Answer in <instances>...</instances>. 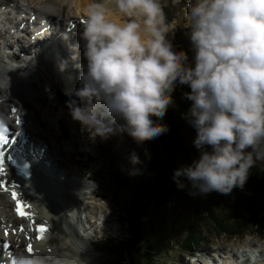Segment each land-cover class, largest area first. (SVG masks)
<instances>
[{"label":"clouds","instance_id":"clouds-1","mask_svg":"<svg viewBox=\"0 0 264 264\" xmlns=\"http://www.w3.org/2000/svg\"><path fill=\"white\" fill-rule=\"evenodd\" d=\"M110 2L126 22L110 18L105 7ZM77 3L35 0L46 16L56 15L58 5ZM187 7L194 66L168 39L174 29L160 0L91 3L81 36L86 70L74 93L80 103L69 108L92 139L107 140L122 121L120 130L142 144L170 131L159 120L174 104L177 84L188 85L191 91L184 95L192 103L183 115L197 132L194 146L201 154L176 169L173 180L178 189L187 187L181 178L189 181L192 196L227 195L243 189L252 167L264 162V0H190ZM17 70L26 76L30 68L0 66V93H11L10 73ZM129 163L130 176L141 174L138 153L130 154ZM9 264H46V259L18 253Z\"/></svg>","mask_w":264,"mask_h":264},{"label":"rangeland","instance_id":"rangeland-1","mask_svg":"<svg viewBox=\"0 0 264 264\" xmlns=\"http://www.w3.org/2000/svg\"><path fill=\"white\" fill-rule=\"evenodd\" d=\"M9 1L10 0H2L0 2V7L4 5L3 3L8 4ZM189 2L190 0H160L167 17V22L170 23L174 29L173 32L169 34L168 39L171 41L175 50L184 51L187 54L189 63L194 66L195 53L192 50L191 41H189L187 38V33L188 30H190L189 27L191 24V19L188 15L189 10L187 7ZM21 4L24 5L25 8L33 7L37 9L35 1L32 0H21ZM9 9H12V7H9ZM0 11L4 13L2 14L3 16L9 14L7 11V6H5V9L1 7ZM18 12L19 11H16V15L11 21L12 25L16 21H19V19H17ZM37 14L39 17L40 11H38ZM69 14L70 15L63 19V22L65 23L62 26V30H64L65 25H67L66 23L68 19L77 16L74 15V10H70ZM42 15L43 14H41V16ZM57 15L62 17L58 11L54 20L52 21L53 23H57ZM83 15L87 14L83 13ZM59 26L61 25L59 24ZM6 28L7 24L1 23L0 33L4 32ZM79 28L80 30H83L82 25H80ZM74 37L76 38L77 35ZM7 41L8 40L6 39L0 41V66H4L5 63V57L3 55L8 50L6 46ZM51 42H53L52 38L49 43ZM44 45H42L43 48L41 47V49H36L37 52H34L35 54H32L31 56L25 55L28 57V60L32 62V66H34L33 69L36 78L31 77L30 70L26 75L27 77L22 76L18 81V91H25L27 101L24 94H20V96L25 101L23 105H26V107L29 109L28 114L30 117V125L42 136L37 133V131L29 129L28 125L26 124L27 126L25 127L27 132L31 134L38 142L40 150L42 147H44V151L47 153V155L49 157H54L56 162L61 164L59 166H61L63 170L66 171L70 176L64 178L63 173L59 175L57 172H51L58 176H62L65 181L57 182L61 185H56L54 183V179H50L51 181L45 179L44 185L50 192L58 193L65 191L69 198L67 197V203L61 202V205H63L64 208H56L54 205L43 199L45 198L44 190L35 184L34 187L36 189L37 195L33 200V204L35 205V209L37 211L38 208H36L37 204H35V200L36 198H42L39 200L40 204L43 205L44 210L49 209L48 211L43 210L42 218L50 217L49 219H51V224L53 223V230L50 235L52 236V233H54L56 240H58L57 242H52L54 244L56 243L54 246L51 243V246L55 249V254L53 255L54 257L57 259L62 258L64 264L83 263L91 260L92 258H96V264H105L107 260L110 261L111 258L114 257V255H110V253L114 250H117L113 248V242H116L115 245L119 243L125 245L131 243L132 241L129 235V219L126 217V215H124L122 207L125 204H128L131 200L135 199L137 190H139L141 187L142 180H148V182L152 184L153 180L158 181L159 177H162L164 174L152 172L151 176L148 177H142L141 174L136 176H130L128 174L129 170L132 168V165L129 163L130 154L135 151L140 155L143 161L144 153L147 148V141L142 144H137L130 136H128V138L125 137L124 135H126V133L120 130V124L122 121H117L113 125L116 130L114 135H111L107 140H101L99 137L92 139L90 133L86 130H83L81 124L78 121L73 120L69 104H64L61 102V99L57 95V90L68 86L67 88L70 91L71 97L79 100V98L75 96L74 93L81 86L80 76L83 71H77L74 67L60 62L63 69L62 71H64V77H62V75L60 76V73L54 69L55 62L57 61L54 57V46L53 49H50V47H47L49 44L46 45L45 43ZM33 47L34 46H32V48ZM57 52L59 55L65 53V51L63 52L62 49H58ZM22 61L28 63L25 58ZM7 65L10 64L7 63ZM66 75L68 80H66ZM183 87V93H186L187 85L177 84L176 89L173 92L174 104L169 107V110L181 115L180 119L182 124L180 128L181 136H179L180 144L172 147L171 150L164 145V148L161 150V160H165L167 164H169L168 159L170 154L174 155L170 159V161H175H172L174 162V166L172 169V176H170V181L167 183L168 185L171 182H174L173 175L176 170L175 168L178 169L182 166L190 165L194 160H197L200 157L196 155V152H193V149H197L194 146V140L196 138L197 132H195V128L184 118L183 114L187 112L184 113L176 101L177 93ZM3 94L5 93L0 94V98L3 96ZM7 100H9L6 101L8 104H10V101L14 103L17 101L16 104H20L17 98ZM20 107L23 108L22 106ZM7 111H9V109ZM51 114L56 116L55 120L52 119ZM62 116L67 118L69 121L67 119H63ZM54 150L56 151L60 160L57 159ZM207 150L211 151V148L207 147ZM89 154L93 155L92 161L89 160ZM110 162L114 164L112 169L114 171H118V175L124 183L122 188L117 186L116 177L114 178L111 170L108 169V163ZM39 164L42 163L40 162ZM255 166L264 167V162L257 161V165ZM156 174H160V176ZM86 177L89 179H86ZM183 180L187 187L184 189H177L174 192L175 194L169 193V195L165 198L167 203L164 207V211L161 214L163 215V227L161 228L162 232H160V234L164 238L167 236V244L164 250L160 251L159 249L160 252L149 251L150 253L148 254H150L151 261L155 259L154 264H188L185 262V260H189L187 255L192 254V252L197 249L199 250L205 247V253L198 255L195 259H192L191 264H205L203 256L209 261H211L210 258L216 257L217 261L215 263L219 264H264V243H257L259 249H252L247 246L248 243L251 242L252 244L253 241L259 240V236H257L259 232L256 233L253 229H246L244 234L232 236L228 233H220L219 228L214 226V223L216 222L212 214H215V216L218 215L220 218H222L224 212L227 211L226 200L228 199L229 194L224 195L213 191L206 196H192L189 195L191 183L185 178H183ZM67 182L70 183L63 185ZM155 188V186H147L145 188V192L152 193ZM24 191L25 194L30 196L29 191L26 189H24ZM88 192L91 193L89 194ZM4 196L8 197L5 194ZM5 197L0 196V199H3L7 203ZM145 197L148 203L152 199L148 196ZM74 199L81 203L82 208H80L82 209V217L79 219L77 217L78 214L75 212V209H73L74 207H72V204H74L72 200ZM215 200H218L216 203V209H210L211 203L209 201L213 202ZM148 203H146L147 208L150 207ZM224 207H226V210ZM55 209L59 210L57 214L52 213V211ZM97 210L98 215L96 216ZM106 212L107 220L104 222L102 227L103 218ZM72 213H76L74 216L75 218L73 217ZM45 214H48L49 216ZM58 217H60V219H58ZM140 217H143V215ZM61 219H64L63 223ZM76 219L77 221L82 219V221L80 220L79 223L84 221L90 224L89 228L85 226V230H82L81 232L74 229L76 225L73 223ZM142 219H144L145 223L147 222L150 226V214H147V216L143 217ZM222 221L231 220L230 218H224ZM136 227L138 229L137 231L140 233L144 232V224L140 225L139 219H137ZM65 229H68L71 234L79 233V237L77 239L73 237L70 241V239L67 238L68 236H66L67 231ZM137 231L135 232L136 235L138 234ZM196 232H201V235L205 236V240H198V244H192L188 250H184L186 247L185 240H187ZM246 234L256 236L248 237ZM93 235H95L94 237H97L92 240L94 242L89 243L86 241V238H90ZM242 237L247 238L239 239ZM244 240L246 241L240 249L238 247L232 246L226 249V251L223 253L216 250V247H219L218 249L222 251L223 245L231 244L232 242H242ZM148 241V245H150V237H148ZM46 245L47 244H45V246ZM83 245L85 246L84 249H87L82 250ZM96 247L101 249V251L97 250ZM140 250H142V247H140ZM60 252H62V254ZM206 252L210 253V255H207ZM242 252H246L245 259L241 254ZM64 254L66 256H64ZM73 256L76 257L75 261H71ZM79 258H84V260H80Z\"/></svg>","mask_w":264,"mask_h":264},{"label":"trees","instance_id":"trees-1","mask_svg":"<svg viewBox=\"0 0 264 264\" xmlns=\"http://www.w3.org/2000/svg\"><path fill=\"white\" fill-rule=\"evenodd\" d=\"M186 89L187 92L191 91L188 85ZM183 91L184 87L177 93L176 101L185 113L188 112L192 102L185 97ZM180 116V114L168 109L164 118L159 120V122L168 125L170 131L158 138L147 141L141 176H151L152 172L163 173L164 175L159 177L158 181L153 180L152 184L149 183L148 180H142L141 187L137 190L135 199L122 207L124 215L129 219V235L132 241L125 245L121 243L115 245L116 242H113L112 246L117 250L110 253V255H114V257L111 258L110 261L107 260L105 264H154L155 259L151 261L150 254L148 253L159 251V249L160 251L165 249L167 236L164 238L160 234V232H162L161 228L163 227V215L161 214L167 203L165 198L169 193L175 194L174 192L178 187L175 181L171 182L169 185L167 184L170 181V176H172V169L174 166V162L172 161L175 160L170 161V159L174 155L170 154L168 159L169 164H167L165 160H161V150L164 148V145L171 150L172 147L180 144L179 136H181L180 128L182 124ZM193 152H196L197 156L201 154L200 150L197 149H193ZM113 165L112 162L108 163V169L111 170L113 177H116L117 186L122 188L124 183L119 177L118 171L112 169ZM156 175L160 176V174ZM150 185L156 188L152 193L145 192V188ZM145 196L152 198L149 203L146 201ZM209 202L211 203L210 209H216L218 200ZM146 203L149 204V208L146 207ZM226 207L227 211L224 212L222 218L212 214L216 222L214 226L219 228L220 233L238 236L244 234L246 229H253L254 232H259V235L264 236V167H252L249 178L243 189L237 187L229 194L226 200ZM226 207H224L225 210ZM147 214H150V226L142 219L147 216ZM141 215H143V217H140ZM224 218H230L231 221H222ZM137 219H139L140 225L144 224L143 233L137 231ZM136 231L138 232L137 235L135 234ZM148 237L151 238L150 245H148ZM204 237L205 236L201 235V232L194 233L185 240L186 247L184 250H188L192 244H198V240H205ZM140 247H142V250H140Z\"/></svg>","mask_w":264,"mask_h":264},{"label":"bare ground","instance_id":"bare-ground-1","mask_svg":"<svg viewBox=\"0 0 264 264\" xmlns=\"http://www.w3.org/2000/svg\"><path fill=\"white\" fill-rule=\"evenodd\" d=\"M5 1H7V0H5ZM11 1V0H10ZM32 1H35V0H32ZM102 2V0H78V3H77V5L75 6V7H71V6H69V5H58V11H59V14L60 15H62V18H66V16H68V15H70L69 14V11L71 10V11H73L74 10V15H77V16H80L82 13H86L87 14V8H88V6L91 4V3H101ZM3 4H5V3H3ZM6 5H8V4H6ZM105 7L106 8H108L109 9V16H110V18L111 19H113V20H115L116 22H118V23H123V22H126L127 21V17H124V16H122V14H120L119 12H118V10L116 9V7H115V4L114 3H107L106 5H105ZM73 13V12H72ZM46 16V15H45ZM52 16H54V17H52ZM52 16H46V17H48V18H51L52 19V21L54 20V18H55V15H52ZM43 17V15L41 16V13H40V16L38 17V19L40 20L41 18ZM69 20V19H68ZM19 22H20V19H19V21H16L13 25H15V27L17 28V31H19V29H18V27H17V25L19 24ZM68 22V21H67ZM66 26L67 25H65V28H66ZM80 25H75V26H71V33H67V31H66V29L64 30V35L65 36H67L68 37V39L70 40V41H72L71 40V36H75V35H77V40H82L81 39V36H82V32H83V30H80ZM49 35V34H48ZM48 35H46V36H44V35H39V40H40V38H43V44H45L46 43V45L47 44H50L49 42L51 41V40H48ZM51 38H52V41H53V43H56V44H58L59 46H61L62 45V43H66V41L65 42H63L62 41V39L60 38V37H58L57 36V34H54L53 32H52V34H51ZM45 46V45H44ZM47 47H50V49H53V45H51V46H48L47 45ZM43 48V47H42ZM41 49V48H40ZM65 51V53H67V51L65 50V49H63V52ZM34 52H37V50L36 49H34V47L32 48L31 47V49L30 50H28L26 53H27V55H29V56H31L32 54H35ZM64 53V54H65ZM43 54V53H42ZM39 56V55H38ZM47 56V55H46ZM42 57V56H41ZM39 58V57H38ZM33 59V58H32ZM42 59V58H41ZM44 59V58H43ZM20 60H21V58H20ZM62 62H63V64L65 63V60H62ZM50 66V65H49ZM32 67H34V66H32ZM66 67V66H65ZM36 68V67H35ZM55 69V68H54ZM30 71V70H29ZM71 72V71H70ZM69 75V74H68ZM73 75H74V73H73ZM73 75H72V78H73ZM15 76V78L17 79L18 78V76L15 74L14 75ZM27 77V76H26ZM60 81H62V80H60ZM49 83V82H48ZM63 85V84H62ZM65 86V85H64ZM72 86V85H71ZM68 87V86H67ZM50 90V89H49ZM1 94V93H0ZM3 97V98H2ZM1 98L3 99V101L0 103V111H2V112H7V113H9V111H7L8 109H7V106H6V104H5V102L6 101H9V100H7V99H13L12 97L10 98L9 97V94H3V96H2ZM17 102V101H16ZM15 102V103H16ZM62 102V101H61ZM62 103H64V102H62ZM71 102H67L66 104H70ZM65 104V103H64ZM28 105H29V103H28ZM24 107H26V105H23ZM67 106V105H66ZM2 107V108H1ZM43 111H44V109H43ZM25 126H27V125H25ZM31 126V125H30ZM40 128V127H39ZM34 129V128H33ZM36 133V132H35ZM38 133V132H37ZM38 135V134H37ZM39 136V135H38ZM42 136V135H41ZM45 138V137H44ZM30 139H31V141H33L34 142V146L32 147V149H34V151H35V147H37L38 146V142L34 139V137L30 134ZM42 139V138H41ZM48 141V140H47ZM46 142V141H45ZM48 143V142H47ZM50 144V143H49ZM53 147V146H52ZM51 148V147H50ZM30 149H31V147H30ZM37 154H38V156H40V155H42V160H44V161H47L48 162V164H49V166L47 167V168H45L44 166H43V164H36V166H35V170H38V171H40V173H43V174H45V173H47V172H57L59 175H61L62 173H63V177L64 178H66V177H70L69 176V174L66 172V171H64L63 170V168L61 167V166H59V165H61V164H58L57 162H56V160H55V158L54 157H49L48 155H47V153L44 151V152H42L41 150H39V151H37ZM80 171V170H79ZM59 177H62V176H59ZM62 177V180L61 181H58V182H64L65 181V179ZM35 184H36V182L35 181H33V185L35 186ZM39 187V186H38ZM89 193V192H88ZM91 193V192H90ZM89 193V194H90ZM30 194V193H29ZM27 195V194H26ZM0 196H3V197H5L4 196V194H0ZM29 196V195H28ZM30 196H31V194H30ZM6 198V201H7V204L10 202L9 201V199H8V197H5ZM34 198H35V196H34ZM68 198H69V196H68ZM38 199V200H37ZM42 198H36V201H39V200H41ZM44 199V198H43ZM32 200H34V199H32ZM42 201H44V200H42ZM72 202L74 203V204H72V207H74L75 208V212L78 214V219L79 218H81L82 217V207H81V203L79 202V201H74V200H72ZM36 204V203H35ZM48 205V204H47ZM81 207V208H80ZM37 208V207H36ZM73 208V209H74ZM47 210V209H46ZM46 210H44V211H46ZM49 210V209H48ZM47 210V211H48ZM51 211V210H50ZM76 213H72L73 214V217L75 216V214ZM45 215H48V214H45ZM98 215V210L96 211V216ZM49 216V215H48ZM38 217H39V215H38ZM45 218V217H44ZM50 218V217H49ZM49 218H47L48 220H49V222L51 223V219H49ZM75 218V217H74ZM81 221H82V219H80ZM80 220L79 221H77V219L75 220V222L73 223V224H75L76 225V227H74V229H76L77 231H79V232H81L82 230H85L84 229V227L85 226H87L88 228H89V225L90 224H88V223H86V222H81V223H79L80 222ZM53 224V223H52ZM55 224V223H54ZM66 227V226H65ZM72 228H73V226H72ZM87 228V229H88ZM66 230V229H65ZM67 231V234H66V236H68L67 238L68 239H70V241H71V239L73 238V237H75L76 239L79 237V233L78 234H71L70 233V231L67 229L66 230ZM54 237V238H53ZM53 241H58V240H56V237H55V235H54V233H52V236L50 235V234H48V240H47V242H45V244H50V245H52L53 244V246L56 244H54V243H52ZM65 241V240H64ZM67 241V240H66ZM44 242H42V243H39V245H42ZM52 243V244H51ZM62 243V242H61ZM248 247H250V248H252V249H259V246L257 245V243L255 244V243H253L252 242V244H251V242L250 243H248V245H247ZM98 247V246H97ZM58 248V247H57ZM61 254H62V252H60ZM65 253V252H64ZM98 255H100L99 253H97ZM242 255H243V257H244V259H245V255H246V252H242L241 253ZM58 256V255H57ZM64 256H66L65 254H64ZM76 256V255H75ZM251 256V255H250ZM71 257V256H70ZM64 258V257H63ZM200 258V257H199ZM251 258V257H250ZM80 259V258H79ZM64 260V259H63ZM76 260V257H74L73 256V258H72V260L71 261H75ZM80 260H84V258H82V259H80ZM198 260H200V259H198ZM203 260H204V263L205 264H207V263H209V264H219V263H215V262H213L212 260L211 261H209V260H207V258H205L204 256H203ZM219 260V259H218ZM250 260V259H249ZM70 261V262H71ZM85 261H87V260H85ZM82 262V261H81ZM96 262H97V260H96V258H92L91 260H89V261H87V262H83V263H78V264H96ZM99 262V261H98ZM252 263V262H251ZM70 264V263H69Z\"/></svg>","mask_w":264,"mask_h":264},{"label":"snow or ice","instance_id":"snow-or-ice-1","mask_svg":"<svg viewBox=\"0 0 264 264\" xmlns=\"http://www.w3.org/2000/svg\"><path fill=\"white\" fill-rule=\"evenodd\" d=\"M17 111L16 108H13V113ZM17 124H21L22 120L19 116H17ZM20 135L19 132H16L12 130L9 131L8 127H5L2 122H0V176L6 175V168L5 163L6 160L10 162L11 164L15 161L13 160L12 152L13 149L17 143V137ZM10 182L6 180H0V188H2L4 191H8V184ZM12 199L16 203V212L18 215L24 217L27 216L29 219H32V214L27 212L25 209L30 208L31 205H26L24 202L19 198V193L15 190L11 191ZM23 230V228H21ZM38 235L36 237L37 240H44L45 234L48 231V228L46 225L41 224L37 228ZM7 235V233H6ZM7 247V245H5ZM27 253L34 255L35 251L33 248V245L31 242L28 243L26 246ZM49 251H51L49 249ZM11 255V254H10ZM0 257H2V249H0ZM5 264V262H4Z\"/></svg>","mask_w":264,"mask_h":264},{"label":"water","instance_id":"water-1","mask_svg":"<svg viewBox=\"0 0 264 264\" xmlns=\"http://www.w3.org/2000/svg\"><path fill=\"white\" fill-rule=\"evenodd\" d=\"M187 38L190 41V31H188V33H187ZM89 160H91V161L93 160V155L89 154Z\"/></svg>","mask_w":264,"mask_h":264}]
</instances>
